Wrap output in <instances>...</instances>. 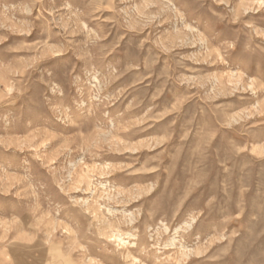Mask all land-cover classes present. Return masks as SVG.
Listing matches in <instances>:
<instances>
[{"label":"rangeland","instance_id":"1","mask_svg":"<svg viewBox=\"0 0 264 264\" xmlns=\"http://www.w3.org/2000/svg\"><path fill=\"white\" fill-rule=\"evenodd\" d=\"M0 264H264V0H0Z\"/></svg>","mask_w":264,"mask_h":264}]
</instances>
